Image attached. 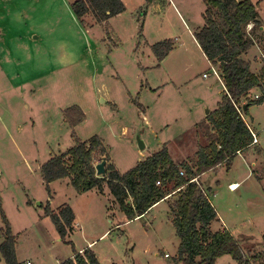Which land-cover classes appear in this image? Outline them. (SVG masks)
Listing matches in <instances>:
<instances>
[{"label":"rangeland","instance_id":"374dc122","mask_svg":"<svg viewBox=\"0 0 264 264\" xmlns=\"http://www.w3.org/2000/svg\"><path fill=\"white\" fill-rule=\"evenodd\" d=\"M73 1L64 0L66 5L62 0L21 1L20 10L0 4V244L5 239L4 215L21 262L54 264L70 258L73 246L77 249L94 240L90 248L101 264H180L175 260L180 243L173 225L175 197L128 221L108 189L109 196L96 189L78 193L65 178L47 186L40 168L78 139L94 136L103 140L122 172L164 144L178 164L207 144L203 122L218 107L225 90L196 43L206 4L203 0H122L125 12L112 17L108 25L93 17L83 25L71 9ZM253 2L260 3L261 24L247 26L246 38L253 45L242 57L260 74L264 0ZM166 40L173 49L159 62L152 47ZM256 93L251 91L250 98ZM73 106H79L86 118L70 127L64 111ZM249 112L264 146V104L253 105ZM244 117L250 124V118ZM253 150L259 147L237 157L231 169L224 166L204 174L203 180H209L215 195L208 193V197H213L240 244L261 251L264 155L263 162L253 166L249 159ZM249 173L239 190H230V180H241ZM50 200L55 211L66 204L75 209L80 227L67 238L71 244L61 239L45 215ZM220 227L221 222H214L212 230ZM85 249L77 251L83 254ZM0 264H6L1 254ZM216 264L235 261L224 255Z\"/></svg>","mask_w":264,"mask_h":264},{"label":"trees","instance_id":"16d2710c","mask_svg":"<svg viewBox=\"0 0 264 264\" xmlns=\"http://www.w3.org/2000/svg\"><path fill=\"white\" fill-rule=\"evenodd\" d=\"M203 1L206 4L205 22L195 37L208 61L220 70L225 86V95L218 108L203 122L202 133L208 143L200 145L193 157L179 164L164 144L160 151L122 172L112 162L103 140L94 136L86 141L78 139L73 147L52 156L41 166L40 173L47 186L55 180L68 178L78 193L96 189L105 194L108 189L128 221L146 215L159 202L175 197L173 225L180 239L176 263L216 264L220 257L230 255L235 264H264V234L263 250L254 251L244 248L227 228L213 231L211 225L218 220V213L208 197L211 189L204 187L200 180L199 184L191 181L207 173H216L224 166L229 169L235 156L252 145L250 124L237 107L247 115L250 107L264 103V65L261 73L256 74L251 70L250 61L242 57L253 45L246 38L247 26L260 27L261 24L259 3L253 0ZM71 9L83 25H87L88 17L108 25L109 20L125 12L126 7L122 0H74ZM172 49L173 43L167 40L152 47L159 62ZM253 90L261 93L259 98H250ZM64 117L70 127L86 118L79 106L66 109ZM103 159L107 161L104 177L97 176L96 170V165ZM45 215L54 223L61 239L71 244L67 238L75 229L72 207L66 204L55 211L48 203ZM3 221L5 239L0 244L1 257L6 264H20L16 238L4 215ZM73 252L74 257L61 264H101L91 248L81 254L73 246Z\"/></svg>","mask_w":264,"mask_h":264},{"label":"crops","instance_id":"0c3cea01","mask_svg":"<svg viewBox=\"0 0 264 264\" xmlns=\"http://www.w3.org/2000/svg\"><path fill=\"white\" fill-rule=\"evenodd\" d=\"M22 2L23 1H28V2H30L31 0H21ZM20 0H0V4L1 5H5V4H9V5H12L13 6V8L15 9V10H20V7L22 6V2H21ZM36 2H39L40 0H35ZM63 1V3L66 5V3L64 2V0H62ZM261 2V1H260ZM259 3V2H258ZM260 4V3H259ZM23 13V12H22ZM18 15H21V12L20 11H18V13H17ZM117 16H119V15H117ZM195 38V37H194ZM196 43H197V45L201 48V46L199 45V43L196 41ZM203 51V50H202ZM204 53V52H203ZM210 64H211V62H210ZM212 66H214L216 69H217V66H215V65H213V64H211ZM220 80V79H219ZM220 82H221V80H220ZM222 83V86L224 87V90H225V86H224V83L223 82H221ZM259 93V92H258ZM258 93H256V94H258ZM220 103V102H219ZM264 104V103H263ZM262 104V105H263ZM261 105V104H260ZM218 106H219V104H218ZM218 108V107H217ZM216 108V109H217ZM249 111H250V109H249ZM206 117V116H205ZM250 118V120H249V122H250V127L251 128H253V131L254 132H256L257 133V137H258V144H256V145H251L250 147H248L246 150H243V151H241L240 153H238L236 156H235V158H234V160L237 158V157H240V156H243L244 155V153L246 152V151H248V150H251L252 148H254V147H259V150L258 151H261L260 153L258 152V151H252L251 152V154H249L250 156H249V159L253 162L252 164H253V166H256V165H259V163H261V162H263L262 161V159L260 158L261 156H263L264 155V146L262 145V143H261V140H260V134H259V132L257 131V130H255V128H254V122H255V120H254V116L252 115V114H250V112H249V114H247V118ZM249 124V123H248ZM198 125V124H197ZM248 153V152H247ZM248 156V155H247ZM264 157V156H263ZM234 160L232 161V164H231V166H230V168L229 169H231V167H232V165H233V162H234ZM113 162L116 164V162L113 160ZM117 166V165H116ZM248 176H250V173L246 176V177H244L243 179H241V180H230V182H229V184H228V187L230 186V185H232V184H240V185H238V187H237V189L236 190H239L241 187H242V184H244L245 182V180L246 179H248ZM203 178H204V175H202L200 178H198V180H200L201 182H203L204 184V187H208V188H210L211 190H210V194H211V196L213 195H215V191L213 190V187H211L210 186V183H209V180H203ZM65 179H68V178H65ZM69 180V179H68ZM52 183V182H51ZM231 190V189H230ZM233 191V190H232ZM105 194L107 195L108 193L107 192H105ZM110 194H108V196H109ZM210 199V198H209ZM52 200V199H51ZM50 200V202H48V203H50L51 204V208H52V201ZM211 201V203L214 205V207L216 208V206H215V203H214V201H213V197H212V199L210 200ZM161 202H168V200H165V201H161ZM161 202H159L158 204H160ZM155 206H158L157 204L155 205ZM154 206V207H155ZM53 210H54V208H52ZM73 209V211H74V213H75V228H78V227H80V226H78V219H77V216H76V212H75V209L74 208H72ZM230 209V208H229ZM152 210V209H151ZM150 210V211H151ZM149 211V212H150ZM216 211H217V213H218V220H216V221H214V222H221V227L218 229V230H222V229H224V228H227V229H229L228 228V224H227V221H226V219L223 217V215L221 214V212L216 208ZM148 212V213H149ZM147 213V214H148ZM146 214V215H147ZM138 218V217H137ZM93 220H94V218L93 219H90L88 222H93ZM96 222V221H95ZM213 222V223H214ZM213 223H212V225H211V228H212V226H213ZM119 225V224H118ZM230 230V229H229ZM231 231V230H230ZM232 232V231H231ZM107 233V232H106ZM233 233V232H232ZM103 237V236H102ZM95 241L94 240H92V241H89L88 242V244H87V246H82V247H77V250H79V251H81L82 249H85V248H90V246L94 243ZM74 255H73V252H72V255L70 256V258L71 257H73ZM19 261V263L20 264H28V263H31V264H34V262L32 261V260H30V259H27L25 262H21V260H18ZM64 260H57V262H55L54 264H61L62 262H63Z\"/></svg>","mask_w":264,"mask_h":264},{"label":"built area","instance_id":"2783aa9c","mask_svg":"<svg viewBox=\"0 0 264 264\" xmlns=\"http://www.w3.org/2000/svg\"><path fill=\"white\" fill-rule=\"evenodd\" d=\"M213 71H214V74L217 75L218 79H220L221 82H223L222 79H221V77H220L219 71H218L215 67L213 68ZM205 76H207V75H205ZM254 98H255V99L259 98V94H256ZM237 108H238L239 113H241L242 117L245 119V117H244V113H243L241 107H237ZM249 127H250V126H249ZM250 129H251V133H252V136H253V142H252V145H253V144L258 143V137H257V133L254 132L253 129H252L251 127H250ZM239 153H240V152H239ZM181 174L184 175V172L182 171ZM191 181H192V182H196V183L199 184L198 177H197V178H196V177L193 178ZM158 184H160V182H158ZM237 185H238V184H237ZM229 187H230L231 190H236V189L234 188V184L230 185ZM28 264H31V263H28Z\"/></svg>","mask_w":264,"mask_h":264},{"label":"water","instance_id":"95a60500","mask_svg":"<svg viewBox=\"0 0 264 264\" xmlns=\"http://www.w3.org/2000/svg\"><path fill=\"white\" fill-rule=\"evenodd\" d=\"M139 147L141 150L145 149V143L141 139L139 140ZM106 163H107L106 159H103L102 162L96 165L97 176L104 177L106 175V169H105Z\"/></svg>","mask_w":264,"mask_h":264},{"label":"bare ground","instance_id":"6f19581e","mask_svg":"<svg viewBox=\"0 0 264 264\" xmlns=\"http://www.w3.org/2000/svg\"><path fill=\"white\" fill-rule=\"evenodd\" d=\"M238 185L237 184H234V188L237 189Z\"/></svg>","mask_w":264,"mask_h":264}]
</instances>
